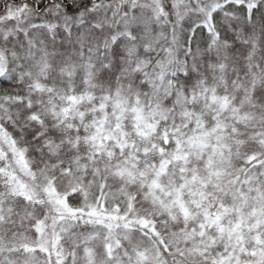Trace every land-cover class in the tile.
Returning <instances> with one entry per match:
<instances>
[{"label":"snow or ice","instance_id":"6c2138e0","mask_svg":"<svg viewBox=\"0 0 264 264\" xmlns=\"http://www.w3.org/2000/svg\"><path fill=\"white\" fill-rule=\"evenodd\" d=\"M0 264H264V0H0Z\"/></svg>","mask_w":264,"mask_h":264}]
</instances>
